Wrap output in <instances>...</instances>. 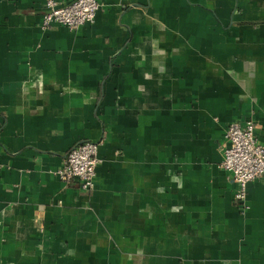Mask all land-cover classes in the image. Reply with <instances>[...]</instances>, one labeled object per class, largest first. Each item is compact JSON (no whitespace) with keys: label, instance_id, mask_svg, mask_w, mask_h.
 Wrapping results in <instances>:
<instances>
[{"label":"crops","instance_id":"crops-1","mask_svg":"<svg viewBox=\"0 0 264 264\" xmlns=\"http://www.w3.org/2000/svg\"><path fill=\"white\" fill-rule=\"evenodd\" d=\"M98 1L0 0V264H264V179L243 206L220 167L231 122L264 144V0ZM82 142L88 192L55 175Z\"/></svg>","mask_w":264,"mask_h":264},{"label":"built area","instance_id":"built-area-1","mask_svg":"<svg viewBox=\"0 0 264 264\" xmlns=\"http://www.w3.org/2000/svg\"><path fill=\"white\" fill-rule=\"evenodd\" d=\"M46 13L42 27L48 29L54 24L62 25L70 31H77L88 23H93L101 8L98 0H44ZM254 120L231 122L225 131L222 145V170L231 174L236 184L235 201H246L249 183L264 179V144L256 136ZM101 143L82 142L67 154L55 175L68 186L78 184L83 191L95 187L97 168L101 163L98 153Z\"/></svg>","mask_w":264,"mask_h":264}]
</instances>
